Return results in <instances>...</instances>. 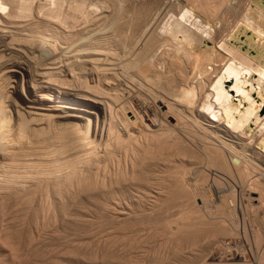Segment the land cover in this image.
I'll return each instance as SVG.
<instances>
[{
  "label": "bare ground",
  "instance_id": "obj_1",
  "mask_svg": "<svg viewBox=\"0 0 264 264\" xmlns=\"http://www.w3.org/2000/svg\"><path fill=\"white\" fill-rule=\"evenodd\" d=\"M237 210L264 219V0H0V264H49L51 226L138 214L170 242L153 264H264L202 258ZM98 233L64 257L146 264L111 248L137 233Z\"/></svg>",
  "mask_w": 264,
  "mask_h": 264
},
{
  "label": "rangeland",
  "instance_id": "obj_2",
  "mask_svg": "<svg viewBox=\"0 0 264 264\" xmlns=\"http://www.w3.org/2000/svg\"><path fill=\"white\" fill-rule=\"evenodd\" d=\"M15 88H16V84H14V88L12 89V91H14ZM20 92H21V88L17 92L15 91L13 96L20 103L24 104L27 102V104H29L28 100L26 101L22 98L24 94ZM28 93L30 94V92ZM78 124L81 127L79 128L80 130L84 131L88 129L87 128L88 126L86 127L81 123ZM200 212L201 211H197L198 214H200ZM206 212L208 213V211ZM201 213L205 214V211H202ZM153 216L154 215L150 216L147 214H138L136 215V217L131 218L132 219L131 222L120 223V224L116 223V221L110 218L96 217L91 227L82 226L78 223H71L57 227L58 231H56V229H54V227L51 226L49 228V231H51L50 235L55 236L56 238L50 240L47 246L44 248V250L47 252V255L45 256V260H48L50 262L49 264H72L70 260L64 257L63 255L66 250L69 249L70 251L72 249H77L78 243H82V241L84 240L89 242L88 249H95L102 247V245H104V238L102 234L98 233V230L104 229L109 231L122 227H126L128 230L137 233L139 238L136 243L128 244L121 242L117 244H111V248L116 250L118 253L120 252L126 254H134L139 250H141V259L142 261L146 262V264L148 263L153 264V261L154 262L155 260L158 261V259L161 260L162 258L163 259L170 258L171 257L170 242L164 241L163 237L157 233L156 228L152 226L153 223L155 224L157 222L158 223L160 222V220H157L158 215L154 217ZM236 219L237 220L234 223L235 230L233 233L236 236L233 235L232 238H228V239L225 238L224 240L220 239L216 242H212L210 241L211 237L209 236L208 233H204L199 236L200 239L203 240V242H201L202 245L200 248L202 258L206 254L210 253L212 256H215L217 261H222V263H225V262H230L231 261L230 259L232 258L234 259L236 256L237 257L235 259H240L241 256L242 258L241 260H244L245 262L248 263V262H252V260L255 257V253H258L259 255L261 254L263 256L264 254V243H262L263 241L260 242L261 245L260 243L256 244L252 240V237L255 234V231H257L258 229H259L258 232L264 231V229L262 230V227L264 226V222H263L264 219L260 220L259 218H257L260 222V225H258L259 222L254 221L255 224L258 223L257 225H255L254 222H252L249 218L245 219L246 221L245 220L242 221L241 215L238 210L236 211ZM58 225L59 223L57 224V226ZM245 227L247 231H245L244 229ZM201 236L204 238H201ZM244 236L248 238H245ZM245 241L248 242L246 243ZM212 243L214 244L212 245ZM209 244L211 245L208 247ZM254 245L256 246L260 245V246L259 248H256V246ZM192 248L193 246H188L187 248H184V251H189ZM0 255H2V252H0ZM23 261H27V264H33L35 262L34 257L32 256L29 257V260L23 259Z\"/></svg>",
  "mask_w": 264,
  "mask_h": 264
}]
</instances>
